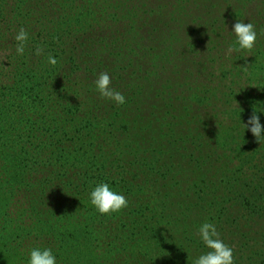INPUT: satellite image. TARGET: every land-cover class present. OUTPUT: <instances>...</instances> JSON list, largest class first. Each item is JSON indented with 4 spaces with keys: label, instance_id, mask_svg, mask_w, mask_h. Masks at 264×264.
<instances>
[{
    "label": "trees",
    "instance_id": "trees-1",
    "mask_svg": "<svg viewBox=\"0 0 264 264\" xmlns=\"http://www.w3.org/2000/svg\"><path fill=\"white\" fill-rule=\"evenodd\" d=\"M90 1L94 20L121 22L134 50L150 35L149 18L153 29L168 35L142 46L154 62L151 111L145 112L137 97L127 99L129 93L120 105L95 96L91 88L86 92L89 105L74 103L70 95L64 109L51 105L60 62L65 63L61 72L76 73L80 80H96L107 72L112 88L114 80L119 82L106 59V38L92 24L75 29L65 57L52 65L48 56L53 50L43 43L53 41L46 36L42 41V36L49 28L59 34L53 0L47 1L48 19L44 6L37 14L36 0H0V264H29L33 248L52 249L57 264H193L210 250L198 234L204 222L215 224L233 248L235 264H258L256 257L264 264V174L258 173L264 156L258 162H252L253 154L239 160L223 148L221 164L202 162L195 150L201 152L205 136L217 139L223 133L213 118L199 117V109L187 129L184 104L215 105L210 102L214 95L197 87L203 103L179 81L213 65L226 78L225 67L234 61L241 73L247 69L252 78L264 79V29L256 30L261 47L229 56L230 46L239 47L227 19L234 0H105L108 8H116L113 16L100 6L102 0ZM75 14H68L69 24ZM20 28L29 34L27 44L34 43L33 48L26 44L23 55L17 54L14 39ZM37 47L43 49L39 56ZM216 49L223 61L214 56ZM88 50L95 55L89 58ZM149 67L143 66L146 74ZM61 111L68 114L63 126ZM242 111H250L244 120L253 112L234 110L232 122L241 121ZM249 128L240 125L237 136L251 141L255 136ZM177 156L183 159L180 164ZM187 157L196 165L187 163ZM100 183L125 195L128 207L101 214L90 202Z\"/></svg>",
    "mask_w": 264,
    "mask_h": 264
},
{
    "label": "rangeland",
    "instance_id": "rangeland-1",
    "mask_svg": "<svg viewBox=\"0 0 264 264\" xmlns=\"http://www.w3.org/2000/svg\"><path fill=\"white\" fill-rule=\"evenodd\" d=\"M36 1L38 3L34 2V4L37 5V14L44 6L43 13L46 15V19H48L49 16L52 17L47 6L48 0ZM137 1L143 2L144 0ZM90 3H92L90 0H53L54 7L57 10L55 28L59 29V31H57L59 34L55 33L54 29H46V31L43 32L42 41L44 40V36H46L47 39L49 41H53V43L49 45L43 43L45 48L50 47L51 50H53L52 56L55 57L57 61H62L63 57H65L63 52L70 45L69 40L71 36L69 38V35L72 32L74 33L75 29L84 28L87 26V24H92V26L95 27L97 31L102 32L105 36L106 41L104 42V46L106 45L105 48L107 47L108 52L110 53L108 54L106 51V59H109L108 64L114 68L115 74L120 76L119 82L114 80L113 86L115 90L122 92L125 96H127L129 93L127 99L129 97H137L138 100L143 102L142 109L145 112L151 111L149 109V102L154 98V96H156V92H154L148 97L149 93H151L150 90L152 85L155 84V79L153 82L151 80V74H153L151 64H154V62H151V57L147 56L146 51L143 50L142 46H151V43L154 42L153 40L157 39V36L159 38L161 34L166 38L168 35H166L159 27L158 29H153L151 26L152 19L149 18L147 27L151 30L150 35L149 37L143 36L145 38L141 39L143 44L138 43V46L136 45L137 47L134 50L132 49L133 46L131 47L133 43L129 42L131 35L125 34L126 27L122 26L121 22H112L110 20L105 21L104 18H99L95 21V11L93 7H91V10H89ZM101 3L102 4L100 6L105 8V10L108 13L110 12L109 14H112L113 16L116 8L110 6L108 8L107 2H105V0H102ZM231 8L232 9L228 12L227 19L229 20V24H232V26L238 20H243L245 23L252 22L255 25L256 30L258 28L261 31L264 29V0H234L232 1ZM55 9H52L51 12H55ZM73 11L76 12L75 17L81 16V19L78 21V19L76 20L74 17L73 22L69 24L67 16ZM171 23L173 24V22ZM76 44L77 43H75V45ZM27 45L28 47L33 48L34 43L32 44V42H28ZM258 47H261L259 35H257V41L253 49H257ZM88 52H90L89 58L95 55L92 50H88ZM162 52L166 53L167 51L163 50ZM212 52L214 56L218 58V60H222L223 55L221 52H218L217 49L212 50ZM246 54H249L247 50ZM257 56L260 59V55ZM174 62L175 59L173 60V63ZM218 63L219 66L222 64L221 61ZM260 63L264 65V60H261ZM64 65L65 63L63 62L59 63L60 69L56 84L58 86L53 90L52 95L50 96V101H52V103L50 102L51 105H59L61 109H64V103L67 100V95L73 97L74 103H79L82 106L87 104L89 105L92 103V101L88 99V95L86 93L88 88L93 90L95 96L99 98L101 97L99 92L96 90L95 79H93V77L83 78V80H80L77 78L76 73L71 74V71H67V74L65 72H61V70L64 68ZM144 65H150V73L146 74L147 70H143ZM213 66V68H209V70L205 71L203 74L196 72L190 78H186L187 76L185 75L179 78L180 83L184 84L185 88L191 89V91L188 90L187 93L194 94V96L197 97V100H200L203 103L205 102L200 98L201 95L197 92V87H203V91L210 89L211 93L214 95L212 96L210 102L215 104L210 105L208 102V104L199 106L196 100L193 101V104L185 103L184 105H188L189 111L187 114L183 115L185 122H187L183 125H185L187 129H192V127H190L192 124L191 122H195V120L191 121V116L195 110L199 109V112H196L199 117L203 119L213 118L214 123L223 133L219 134L217 139L214 136H212V138L205 136L204 141L206 142V145L203 146L202 150H200L201 152L195 150L196 156H202V162L209 159L217 164H221L223 162L224 148L225 152L231 153L232 158H237L239 160L245 158L246 160L251 158L253 154L256 157L253 158L252 162H255L256 159L258 162L259 159L264 156V142L258 141L256 137H253L254 139L251 141H247L246 139L239 138L237 136V133L239 132V126L247 123L248 117L244 120V116H246V114L250 111L238 112V114L243 113L242 116L239 115L241 117V121L239 117H237V120L232 122L231 117H234L236 114L234 113V110L237 111L240 108L242 110L251 108V111H253L255 106L260 115L261 124L264 125V79L252 78V75H248L246 73L247 69L241 73L237 69V63L235 61L233 63L231 62L227 67H225L227 69L226 78L223 76L222 71L218 69L217 65ZM84 68H86V66H84ZM261 76L264 78V75ZM226 84L229 86H225ZM142 85L144 88L141 90ZM249 93H252L255 96H251L249 98ZM180 107L181 105H179L178 112H181ZM49 109L50 106H48L47 110ZM223 112L226 113L224 116L227 117L223 124L225 129L221 128ZM199 117L196 116V119L199 120ZM67 119L68 114L64 111H61V118L59 120L60 125H66ZM169 124L170 123H167L165 126H169ZM253 141L255 142V145L253 144ZM34 160L36 161V159ZM35 161H32L33 166L37 164ZM180 162H183V159L177 156L175 163L180 164ZM186 162L191 166L196 165L193 160L191 161L190 157L186 158ZM129 168L131 167H128L127 165L124 166V169L126 170ZM261 171L258 173L264 174V169H261ZM140 174L143 176L142 173ZM256 259L258 264H262V257H256Z\"/></svg>",
    "mask_w": 264,
    "mask_h": 264
},
{
    "label": "clouds",
    "instance_id": "clouds-1",
    "mask_svg": "<svg viewBox=\"0 0 264 264\" xmlns=\"http://www.w3.org/2000/svg\"><path fill=\"white\" fill-rule=\"evenodd\" d=\"M232 32H234L237 38L239 47L234 48L230 46L227 50V55L231 56L234 51L239 50H247L251 54L257 41L255 25L252 22L245 23L243 20H238L234 23ZM28 36L27 30L24 28H20L19 32L15 35L14 39L17 41L16 52L18 55L24 54ZM42 52L43 49L40 47H37L35 50L37 56L41 55ZM48 61L52 65L57 63L56 58L51 54L48 56ZM111 84V76L107 72L99 73L95 80L96 90L102 98L120 105L125 104V95L112 88ZM245 127H250L251 133L257 140L264 142V125L261 124L260 115L255 106L247 123H245ZM90 202L101 214L117 213L129 205L126 196L114 191L108 183H100L91 191ZM198 234L204 245L210 250L196 258L193 264H235L234 250L220 238V233L217 231L215 224L210 222L202 223L198 229ZM29 264H57V260L52 249L33 248L30 251Z\"/></svg>",
    "mask_w": 264,
    "mask_h": 264
}]
</instances>
